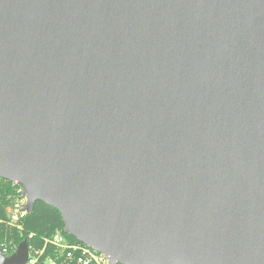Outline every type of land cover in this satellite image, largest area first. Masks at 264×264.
<instances>
[{
  "label": "water",
  "instance_id": "95a60500",
  "mask_svg": "<svg viewBox=\"0 0 264 264\" xmlns=\"http://www.w3.org/2000/svg\"><path fill=\"white\" fill-rule=\"evenodd\" d=\"M0 177L111 264H264V0H0Z\"/></svg>",
  "mask_w": 264,
  "mask_h": 264
},
{
  "label": "built area",
  "instance_id": "2783aa9c",
  "mask_svg": "<svg viewBox=\"0 0 264 264\" xmlns=\"http://www.w3.org/2000/svg\"><path fill=\"white\" fill-rule=\"evenodd\" d=\"M14 185V183H13ZM15 191L10 194L6 206V222L22 234L27 216V197L23 194L22 184L14 185ZM1 222V220H0ZM64 229H58L53 235L35 241L36 234L30 232L23 240L28 245V258L25 264H111L109 256L97 251L83 242L71 240ZM19 244L13 241L3 242L0 248L6 256L12 255ZM121 264V263H118Z\"/></svg>",
  "mask_w": 264,
  "mask_h": 264
},
{
  "label": "trees",
  "instance_id": "16d2710c",
  "mask_svg": "<svg viewBox=\"0 0 264 264\" xmlns=\"http://www.w3.org/2000/svg\"><path fill=\"white\" fill-rule=\"evenodd\" d=\"M16 187L9 180L0 177V246L3 242L13 241L20 244L30 232L36 234L35 241L41 242L42 238L53 235L58 229H64L62 215L58 209L37 201L32 213L27 216L24 232L21 234L16 228L10 227L6 222V206L9 203V195ZM71 240L79 242L75 237L67 235Z\"/></svg>",
  "mask_w": 264,
  "mask_h": 264
}]
</instances>
